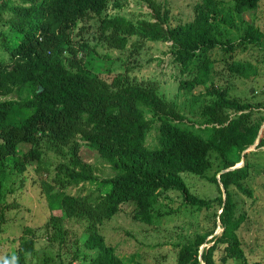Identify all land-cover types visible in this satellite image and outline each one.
<instances>
[{
	"label": "trees",
	"instance_id": "obj_1",
	"mask_svg": "<svg viewBox=\"0 0 264 264\" xmlns=\"http://www.w3.org/2000/svg\"><path fill=\"white\" fill-rule=\"evenodd\" d=\"M123 1L0 0V225L12 180L17 176L19 186L28 169L47 209L58 211L44 223L43 248L24 237L0 264H124L100 231L128 202L130 220L153 228L179 204L203 218L211 214L210 227L173 244L176 264H247L235 233L244 220L235 191L252 195L246 157L255 151H242L264 123V102L231 95L219 76L255 74V66L235 53L256 47L264 53L263 33L254 24L238 32L231 27L258 0H231L227 12L213 0H199L191 19L175 24L159 0H139L148 16L134 20L119 12ZM109 3L115 12H108ZM146 41L168 44L182 100L130 74L141 64ZM215 54L224 60L221 70ZM114 62L117 72L110 68ZM151 128L156 143L148 147ZM82 147L110 174L99 175L82 158ZM255 147L264 148V126ZM188 176L204 179L211 193H192ZM84 182L92 185L93 198L67 192ZM173 194L180 200L172 209Z\"/></svg>",
	"mask_w": 264,
	"mask_h": 264
},
{
	"label": "rangeland",
	"instance_id": "obj_2",
	"mask_svg": "<svg viewBox=\"0 0 264 264\" xmlns=\"http://www.w3.org/2000/svg\"><path fill=\"white\" fill-rule=\"evenodd\" d=\"M139 0H124L120 13L136 19L143 15L148 16L144 6L139 7ZM167 7L169 12V23L175 24L179 21H188L192 17L193 4L199 0H159ZM227 8L231 0H213ZM108 12H115L112 6L108 5ZM240 19L233 18L231 28H243L245 24H254L262 33L261 48L264 47V0H258L256 8L244 12ZM167 43L160 41H146L139 58L141 64L130 74L137 80H153L157 84L158 91L166 98H172L176 94L177 101L182 100V96L177 92L178 73L176 67L169 62V55L166 52ZM2 50L0 44V51ZM110 54L116 55V50H111ZM240 59H246L252 63L256 70L255 74L248 78H226L223 72L220 82H227L228 92L231 95L246 99L251 102H264V53L258 47L246 51L235 53ZM216 69L221 70L223 59L221 55ZM107 63V62H105ZM113 72L119 71L117 62L111 63ZM264 110V107H261ZM149 116V113H146ZM195 127V126H194ZM145 145L152 147L156 143V130L151 128L147 131ZM263 147L249 146L245 152L255 151L254 154L246 157L250 169L245 184L250 189L252 195L247 197L235 191L237 211L244 214V220L235 231L240 246L247 259V264H264V151ZM82 158L93 163L97 172L101 176L110 174L99 158L86 148L81 149ZM246 154V153H245ZM244 157L236 163L241 165ZM215 168V166H213ZM14 190L5 195L8 202L5 221L0 225V258L7 253H12L22 238L34 237L35 249L45 246L44 223L50 213L58 214V211H49L46 207L44 197L39 193V185L35 180L34 170L28 169L24 174L21 184L18 186L17 176L13 178ZM189 190L198 196H207L211 193L212 187L204 179L188 176L185 180ZM92 185L79 183L67 189L69 193H78L81 196L93 198L95 192L91 190ZM174 203L168 202L172 209L179 203L180 197L173 194ZM120 211L115 217L103 222L100 231L105 241L111 244L115 253L123 259L124 264H176L174 243L184 240L198 230L206 229L211 225V214L206 213L204 218L202 212L191 213L189 208L183 204L178 205V209L171 217L163 218L157 223L146 225L141 222L130 220L127 213L133 211L131 203H124L119 207ZM218 211V210H217ZM203 218V219H202ZM28 229L29 232H26ZM218 232L217 228L214 230ZM210 236L206 237L208 239ZM203 243L199 248L207 246ZM79 261L77 264H84ZM224 264H239V262L227 259Z\"/></svg>",
	"mask_w": 264,
	"mask_h": 264
},
{
	"label": "water",
	"instance_id": "obj_3",
	"mask_svg": "<svg viewBox=\"0 0 264 264\" xmlns=\"http://www.w3.org/2000/svg\"><path fill=\"white\" fill-rule=\"evenodd\" d=\"M39 89H40V87H37L36 90H39ZM262 126H264V123H263ZM262 126H261V128L258 130V133H257V135H256V138L254 139L253 143H252L250 146L255 147L256 144L258 143L259 138H260V136H261V134H262ZM246 150H247V148L244 149V150L242 151V154H243ZM236 166H237V165L235 164L233 167H236ZM226 169H229V168H226ZM226 169H224V170H226ZM224 170H220L219 172H222V171H224ZM217 230H218V229H217ZM218 231H219V230H218ZM217 233H218V232H217ZM213 234H216V233L213 232L211 235H213ZM200 264H202V263H200Z\"/></svg>",
	"mask_w": 264,
	"mask_h": 264
}]
</instances>
